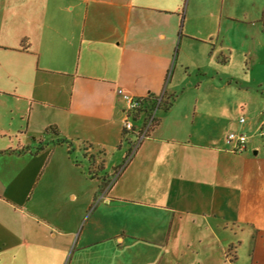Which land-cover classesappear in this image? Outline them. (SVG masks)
<instances>
[{"label": "crops", "instance_id": "1", "mask_svg": "<svg viewBox=\"0 0 264 264\" xmlns=\"http://www.w3.org/2000/svg\"><path fill=\"white\" fill-rule=\"evenodd\" d=\"M263 122L264 0H0V264H264Z\"/></svg>", "mask_w": 264, "mask_h": 264}, {"label": "built area", "instance_id": "2", "mask_svg": "<svg viewBox=\"0 0 264 264\" xmlns=\"http://www.w3.org/2000/svg\"><path fill=\"white\" fill-rule=\"evenodd\" d=\"M117 94L122 97L125 103V112H126V119L124 121V132L125 134H133L135 136L134 140H131L125 154V162L123 167L118 171V174L124 169L127 163L130 161L131 157L137 150L140 143L147 138L151 131L153 130V121L156 114V111L151 113V115L147 116L137 127L135 122L132 119L133 112L140 108L141 101L143 99L133 97L132 95L124 92L122 89L117 90ZM246 119L244 117L239 119V123L245 124ZM259 137L264 141V122L259 128ZM229 142L233 145V151L235 153H243L247 149V145L249 142V137L243 132H231L228 135Z\"/></svg>", "mask_w": 264, "mask_h": 264}, {"label": "trees", "instance_id": "3", "mask_svg": "<svg viewBox=\"0 0 264 264\" xmlns=\"http://www.w3.org/2000/svg\"><path fill=\"white\" fill-rule=\"evenodd\" d=\"M175 98L174 96H171L170 98L162 97V98H151V99H143L141 101L140 108L136 109L132 114V119L136 123L140 120H144L147 116L153 114V112L156 111L154 121H153V129L157 127L161 121L160 115L162 113H165L169 110V108L174 104ZM49 134L53 136H57V132L54 129H49ZM50 143H41L40 147L37 149L41 150L43 147H47ZM52 145H66L69 151V156L72 158V153L74 151V143L72 141L56 138L53 142H51ZM76 162V161H75ZM89 162H93V157H89ZM78 164V162H76ZM100 172L99 170H94L92 166H89L87 169V173L89 176L95 178L97 174ZM110 183V180L108 178H102V189H105L108 187Z\"/></svg>", "mask_w": 264, "mask_h": 264}, {"label": "rangeland", "instance_id": "4", "mask_svg": "<svg viewBox=\"0 0 264 264\" xmlns=\"http://www.w3.org/2000/svg\"><path fill=\"white\" fill-rule=\"evenodd\" d=\"M215 40H216V38H215ZM220 58H222V56H220ZM221 65V64H220ZM253 72H254V74L256 75L257 74V70H253ZM250 232L251 231H249V230H245V231H241V230H239V229H236V230H228V234L227 235H225L226 236V238H227V241H230V240H232V238H235L236 236L238 237V238H241V239H245V240H247V238L248 237H251V235H250ZM227 243V242H226ZM246 247H247V245H245L243 248H242V250L240 251V253L241 252H243L244 253V250L246 249ZM238 248V245H236V249ZM235 250V248H233V251ZM231 253H232V251H229V250H227L226 251V255H225V257L228 255V257L229 256H231Z\"/></svg>", "mask_w": 264, "mask_h": 264}]
</instances>
